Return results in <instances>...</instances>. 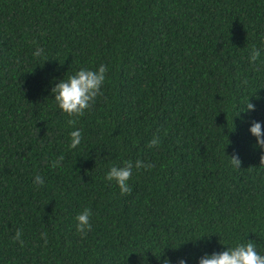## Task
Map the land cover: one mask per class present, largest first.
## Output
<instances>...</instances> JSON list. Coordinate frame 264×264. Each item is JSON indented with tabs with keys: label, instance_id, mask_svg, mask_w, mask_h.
<instances>
[{
	"label": "trees",
	"instance_id": "1",
	"mask_svg": "<svg viewBox=\"0 0 264 264\" xmlns=\"http://www.w3.org/2000/svg\"><path fill=\"white\" fill-rule=\"evenodd\" d=\"M253 45L264 65V0H0V264H198L247 240L264 255ZM100 64L103 95L68 125L52 87ZM138 158L154 167L121 195L106 173Z\"/></svg>",
	"mask_w": 264,
	"mask_h": 264
},
{
	"label": "clouds",
	"instance_id": "2",
	"mask_svg": "<svg viewBox=\"0 0 264 264\" xmlns=\"http://www.w3.org/2000/svg\"><path fill=\"white\" fill-rule=\"evenodd\" d=\"M33 55L42 56L44 55V50L38 47ZM260 57L261 50L253 45L249 53V62L256 67L257 71L260 70V67H264V65L256 66V62ZM107 72L108 67L105 64H100L95 70L81 68L75 74L69 75L67 79L60 80L52 87L51 92L55 94L54 100L60 110L69 117L68 125L74 127L78 119L85 114V111L95 104L97 97L103 95L102 85L105 82ZM244 83L247 84V81L245 80ZM244 110L254 111L255 105L248 99ZM249 131L256 137V144L261 149H264V128H262L261 122L252 121ZM82 138L81 130L74 128L70 133L69 147L74 149L79 146ZM160 144V137L154 135L147 146L152 148L158 147ZM63 159L64 156L61 155L52 162V166H60ZM260 161L261 164H264V153H262ZM230 162L233 167L240 168L241 160L238 155H232ZM152 167L154 165L145 163L139 158L135 161L129 159L124 161L122 166H112L106 173L105 179L109 182L115 181L121 195H128L132 191L129 181L132 179L133 171ZM33 182L39 187L45 184V179L40 175H36ZM91 216L92 210L85 207L76 217V231L82 236H86L92 229ZM22 235V230L18 228L12 237L13 241L18 242L21 246L24 244V240L21 239ZM41 236L44 239V244L47 245V233H41ZM157 258L159 259V257ZM162 264H172V262L170 259L165 258ZM177 264H187V261L181 258L177 261ZM198 264H264V255L257 251V245L253 241L247 240L246 242H237L234 246L230 245V247L221 252L205 253L199 258Z\"/></svg>",
	"mask_w": 264,
	"mask_h": 264
}]
</instances>
